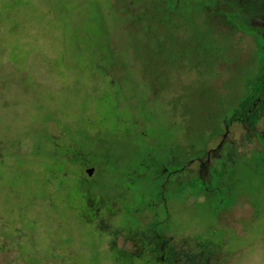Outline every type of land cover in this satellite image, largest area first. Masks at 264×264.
<instances>
[{
    "label": "rangeland",
    "instance_id": "374dc122",
    "mask_svg": "<svg viewBox=\"0 0 264 264\" xmlns=\"http://www.w3.org/2000/svg\"><path fill=\"white\" fill-rule=\"evenodd\" d=\"M263 67L264 0H0V264H264Z\"/></svg>",
    "mask_w": 264,
    "mask_h": 264
},
{
    "label": "trees",
    "instance_id": "16d2710c",
    "mask_svg": "<svg viewBox=\"0 0 264 264\" xmlns=\"http://www.w3.org/2000/svg\"><path fill=\"white\" fill-rule=\"evenodd\" d=\"M167 5H168L169 12L163 15V19L161 20V22L162 24L169 26L168 29H174L173 40L178 41L177 38L179 34H177V32H179L181 28H177V27L173 28L174 25L172 24L168 25V23H170L169 21L174 23L173 16H172L173 14V15L184 18L183 20H181V24L183 25V27H185L184 22L187 21V18L185 16L176 14V12L175 13L172 12V11L178 10V7H179L178 5L175 7H172L171 4L169 6L168 3ZM171 9H175V10H171ZM194 33H195V30H194ZM182 34H183V31H182ZM180 44L185 45L186 43L180 42ZM180 46L182 45H179V46L176 45L177 48H179ZM194 69L198 74L202 76L203 69H200L199 66H194ZM213 76H216L215 73L213 74ZM263 123H264V67L261 73L254 79L253 83L251 84L248 95L243 99L242 102L239 103V107L235 109L232 115L227 116L225 118L226 126L230 127L232 124H237L245 128L248 132L256 131Z\"/></svg>",
    "mask_w": 264,
    "mask_h": 264
},
{
    "label": "flooded vegetation",
    "instance_id": "af4514ba",
    "mask_svg": "<svg viewBox=\"0 0 264 264\" xmlns=\"http://www.w3.org/2000/svg\"><path fill=\"white\" fill-rule=\"evenodd\" d=\"M161 238H162V236H158V238L155 240V242L152 243L151 248L153 249L156 246L157 249L154 248L153 254L154 255L157 253L160 254L159 260L162 261L163 264H165V263H168L169 261H173L171 259L168 260L167 257H169V256L174 257L175 251H173L172 246H168V240L161 239ZM159 242H162V246H161L160 250H158V246H157V244H159ZM145 253L146 252L144 250H142V254H139L138 257L143 258Z\"/></svg>",
    "mask_w": 264,
    "mask_h": 264
},
{
    "label": "water",
    "instance_id": "95a60500",
    "mask_svg": "<svg viewBox=\"0 0 264 264\" xmlns=\"http://www.w3.org/2000/svg\"><path fill=\"white\" fill-rule=\"evenodd\" d=\"M94 171H95V168H90V169L87 170V173H88L89 176H92Z\"/></svg>",
    "mask_w": 264,
    "mask_h": 264
}]
</instances>
